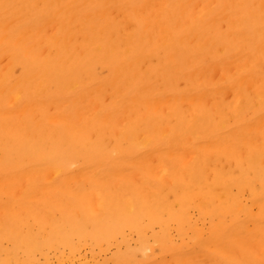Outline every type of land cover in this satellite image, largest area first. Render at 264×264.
Here are the masks:
<instances>
[{
    "label": "bare ground",
    "instance_id": "6f19581e",
    "mask_svg": "<svg viewBox=\"0 0 264 264\" xmlns=\"http://www.w3.org/2000/svg\"><path fill=\"white\" fill-rule=\"evenodd\" d=\"M0 264H264V0H0Z\"/></svg>",
    "mask_w": 264,
    "mask_h": 264
}]
</instances>
